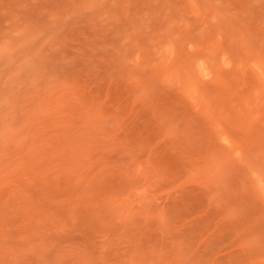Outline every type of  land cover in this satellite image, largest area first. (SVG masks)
Listing matches in <instances>:
<instances>
[{
	"label": "rangeland",
	"instance_id": "obj_1",
	"mask_svg": "<svg viewBox=\"0 0 264 264\" xmlns=\"http://www.w3.org/2000/svg\"><path fill=\"white\" fill-rule=\"evenodd\" d=\"M0 264H264V0H0Z\"/></svg>",
	"mask_w": 264,
	"mask_h": 264
}]
</instances>
